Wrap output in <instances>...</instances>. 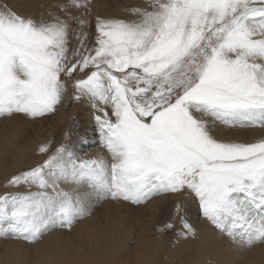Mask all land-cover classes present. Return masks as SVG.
Masks as SVG:
<instances>
[{"label":"snow or ice","instance_id":"6c2138e0","mask_svg":"<svg viewBox=\"0 0 264 264\" xmlns=\"http://www.w3.org/2000/svg\"><path fill=\"white\" fill-rule=\"evenodd\" d=\"M49 8L37 17L0 0V118L86 104L105 153L42 144V161L0 184V238L36 245L102 200L174 197L178 237H197L191 202L237 249L264 245V137L218 134L264 128V0H145L94 25L90 0Z\"/></svg>","mask_w":264,"mask_h":264},{"label":"bare ground","instance_id":"6f19581e","mask_svg":"<svg viewBox=\"0 0 264 264\" xmlns=\"http://www.w3.org/2000/svg\"><path fill=\"white\" fill-rule=\"evenodd\" d=\"M116 2L118 4L119 0ZM112 7L107 1L101 0L95 3L94 9L106 15L110 12H117V7L113 9ZM68 105L66 102L60 113L51 118L38 120L20 116L14 119L0 118V181L9 176L10 170L19 166V163L28 164V161H25L27 156L37 163L40 161L42 156L37 151L39 148L36 150V147L39 146L37 142L40 139L43 140L41 137L47 133L46 125H51L53 121L57 122L58 125L63 126L64 134H69L70 125L66 126L69 121L64 120ZM72 105L71 113L81 111L84 112L85 117L90 118V115H87L89 108H86V104L73 102ZM53 130L56 129L51 128V132ZM92 130L89 131L90 135L83 139V145L87 146L85 154L69 148L70 151L81 158L101 154V149L96 144L97 138L92 134L95 132ZM254 133L255 135L259 133L260 137H264V128H259ZM254 133L246 136L231 132L224 138L251 139L255 136ZM9 155L14 160L13 162L5 160ZM165 198H155L147 206L136 207L123 204V202L101 201L100 207L94 210V214L77 223L72 231L59 230L48 234L42 242L35 245L32 253H28L29 258H25L27 262L23 260L26 257L27 246L6 242L9 246H16V249L9 248L10 250L5 253H0V264H157L159 261L157 256H161L164 243L161 238L163 236H155L153 222ZM135 213H138L140 223V228L136 232H134ZM194 217L192 223L197 230L196 240L185 239L182 244L188 264H264V245H256L251 249L241 251L226 236L216 233L217 231L203 217H198L197 214ZM157 232L158 234L163 233ZM189 247L194 251L189 253ZM180 251L182 253V250ZM162 257V264H164L166 262L164 257L167 256L164 254Z\"/></svg>","mask_w":264,"mask_h":264},{"label":"rangeland","instance_id":"374dc122","mask_svg":"<svg viewBox=\"0 0 264 264\" xmlns=\"http://www.w3.org/2000/svg\"><path fill=\"white\" fill-rule=\"evenodd\" d=\"M95 1L96 0H90V9H89V16H88V19L92 21L93 25L95 23V17L96 16H100L103 18H125L128 14L123 9H125L126 7H129V6L142 5L145 2V0H122V1L119 0V2L117 4L116 0H105L111 6L117 7V9H116L117 12H110L109 13L110 15L109 14L102 15L94 9L95 3L97 4V2H99L101 0H97L96 2ZM102 1L104 2V0H102ZM8 2L10 4L14 5L16 10L21 14L33 15V16L39 17L41 13H46L49 10L58 11L56 9H50L49 8L50 5L67 3L68 0H8ZM101 7H102V5H101ZM113 7H112V9H113ZM88 31L90 33L94 32V27L88 29ZM73 102H75V101L68 102L69 105L67 106V109L65 110V113H64V120L69 121L66 124V126L70 125L68 127V129L70 128L68 131L69 134L65 135L64 134L65 131H64V129H62L63 126L60 124L58 125L57 122L54 123V121H53V123L51 125H46L47 133H45L41 137V138H43V140L40 139V141L37 142V144L39 146L36 147V150L42 144H44L46 142L51 143V141H52L53 143H51V145H52L53 150L56 147H58L60 144H63L70 149L78 150L77 152L85 154L87 146L83 145V141H84L83 139L85 136H89L90 135L89 131H91L94 128L92 131H94L95 133H92V134H93V136H95L97 138L96 144L99 145V148L101 149L100 153L101 154L105 153V150L100 147V136L98 135V133L95 130L96 125L93 122L91 110L89 109L87 112L88 113L87 115H90V118H89V116H86L87 117L86 118L84 115V112L82 113L81 111L73 114V113H71V109L73 107V105H72ZM77 104H79V103L77 102ZM86 108H88V107L86 106ZM53 117H55V116H53ZM28 119H30V118H28ZM38 119H43V118H37L35 120H38ZM86 119H87V121H86ZM30 120H32V119H30ZM90 127H92V128H90ZM51 128L56 129V130H53L51 132ZM258 129H259V127L249 128V127L237 126V127L229 128L228 126L221 125V128H220L218 134L221 132L222 133L221 136L224 137L228 133L238 132V133H241V134L247 136V135H250L251 133H254ZM54 135H56V136H54ZM254 135H255V133H254ZM256 135L251 139H248V138H244L243 140H237L236 139V141L254 142V141L262 138V137H260L261 134L258 133ZM233 140H235V139H233ZM37 151L39 153V150H37ZM41 156H42V158L40 159V161H42L45 158L43 155H41ZM83 159H88V158H85L83 156ZM5 160H9L10 162L14 161L13 159H11L10 155L8 156V158H5ZM25 161H28V164L23 165L22 163H19V166H17L16 168H12L10 170L11 174L18 172V171H21V170H24V169H26L30 166H33L37 163V162L33 161L29 156H27ZM31 161H32V163L30 164ZM40 161H38V162H40ZM3 181L4 180H2L0 182H3ZM3 191H4V189H2V187H0V193H2ZM175 199L176 198H174V197H166L162 201L161 209L158 212V216L156 217V220L153 222V224H154L153 227L155 228L154 233L156 234L155 236H159V237L163 236V237H161L163 240L162 243H164L162 245L163 248L161 251V256L160 257L157 256V258H159L160 264L163 263V261H162L163 257L162 256L164 254H165V256H167V257H164V259L166 261V262H164V264H188V262H186V254L183 252L184 246H182V244L185 242V239L182 237H178L176 235V232L180 231V229H181V224L179 222V218L175 216V212H174V201H175ZM102 201H105V200H102ZM106 201H108V200H106ZM109 201H112V200H109ZM113 202H116V201H113ZM100 203L96 206L95 209H98L100 207ZM123 204L128 205L129 203L123 202ZM129 205H131V204H129ZM147 205H143V206H147ZM131 206L136 207V206H142V205H131ZM185 207L187 209L186 218H187L188 222L192 223V220L195 218L194 216L197 214V207L194 203H191V202H186ZM149 214L150 213H148V215ZM134 216H135L134 217V229H135L134 232H136V230H138V228H140V223L138 221L139 215H138V213H135ZM166 222L174 223L176 225L175 230H167V231L163 232L162 234H158L157 231H159V228ZM193 226H195V225L193 224ZM213 229L216 230L215 228H213ZM62 230L69 231L67 229H62ZM216 233H219V232H216ZM189 239H191V238H189ZM9 241H10V243L15 244V245L21 244L22 246H27L25 249L26 250V257H24V259H23L24 261L27 262V259H25V258H29L28 253H32L35 245H30L24 241L0 238V253L1 254L5 253V251H7V250H10L9 248L16 249V246H11V245L9 246L8 243H6ZM191 247H194V246L191 245ZM191 247H189V250H188L189 253L194 251V249ZM180 250H182V253H180L181 252ZM24 252L25 251H23V253ZM182 254H183V258H182ZM184 254H185V256H184ZM159 261H157V264H159Z\"/></svg>","mask_w":264,"mask_h":264}]
</instances>
